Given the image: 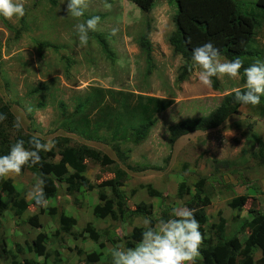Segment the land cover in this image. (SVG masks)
I'll use <instances>...</instances> for the list:
<instances>
[{"label": "rangeland", "instance_id": "374dc122", "mask_svg": "<svg viewBox=\"0 0 264 264\" xmlns=\"http://www.w3.org/2000/svg\"><path fill=\"white\" fill-rule=\"evenodd\" d=\"M237 1L247 10L258 0ZM22 2L25 7L23 17H0V108L9 107L14 116L11 123L3 120L0 123L12 134L17 129L14 124L19 120V129L24 134H33L45 142L66 137L65 129L71 127L82 134V137L81 134L70 135L71 145L85 143L108 152L113 158L108 147L86 138L95 136L113 141L116 136L126 151L128 165L160 170L141 174L127 172L120 187L126 208L136 210L144 203L152 209L149 216L125 213L120 222L98 220L93 215L98 194L102 191L98 186L104 179L112 177L106 167L89 163L85 175L96 184L91 192L83 189L68 195L65 183L57 186L53 178H46L43 185L47 198L45 207L36 206L27 195L39 178L27 166L19 175L0 177V184L1 178L11 180L29 203L27 210L17 216L11 202L3 195L10 209L0 219L2 264H20L22 260L34 264H84L78 249L84 253L92 249L102 251L99 264H112V250L121 246L118 238L130 235L135 227L144 230L146 218L155 224L165 216L169 218L173 207L192 209L178 199V187L182 182L193 185L200 177H207L202 197L206 196L210 201L204 206L207 222L200 225L202 236L207 237L210 226L223 217L228 221V236L243 241L250 231L241 233L240 230L251 219V210L264 215V166L257 165L255 159L259 141L264 142V108L246 106L217 129L179 139L171 156L170 126L209 114L219 106L224 95L244 86L240 77L222 76L218 78L220 90L206 87L199 83V68L193 63L189 64L187 79L178 81L185 62L169 43L175 30L176 3L156 0L150 12H143L133 0H83L84 15L72 18L65 11L66 0ZM92 16L100 18L93 34L103 36L112 57L103 52L92 36L86 46L79 44L75 25ZM145 34L152 45L151 74H147L146 56L139 45V39ZM46 42L58 49L40 48L39 43ZM252 47L260 53L258 59L264 60V22L255 30ZM255 60L246 61L251 64ZM84 101V112L74 116L77 103ZM61 104L66 107L65 113ZM149 118H155L156 124L145 140L134 144L129 137L130 126ZM59 160L57 156L56 161ZM148 185L165 194L168 201L163 204L159 198H151L147 193ZM191 188L193 196L195 189ZM104 191L111 194L110 187ZM240 196L247 197V202L238 213L229 207V203ZM74 198L79 199L80 206L73 205ZM49 208H58L77 218V226L71 233L79 235L88 223L95 225L100 233L97 242L92 241L91 233L85 234L84 240L80 236L74 238L64 234L61 236L64 246H60L59 237L55 236L59 229L58 219L56 215L48 214ZM115 226L119 228L117 233ZM39 234L48 237L44 246L50 253L49 258L28 249L27 240L32 243ZM18 243L23 252L13 262L9 251H13L14 244ZM55 252L59 254V262L55 260L58 256ZM254 261L264 264L258 249Z\"/></svg>", "mask_w": 264, "mask_h": 264}, {"label": "trees", "instance_id": "16d2710c", "mask_svg": "<svg viewBox=\"0 0 264 264\" xmlns=\"http://www.w3.org/2000/svg\"><path fill=\"white\" fill-rule=\"evenodd\" d=\"M156 0H133V2L143 11L150 12L155 5ZM177 6V12L174 16L175 30L169 37V43L173 51L180 55L185 64L181 68V73L178 77L179 82H184L190 71L189 64L193 63L191 60L192 49L202 45L203 43L211 40L217 48L221 50L224 58L233 59L239 57L242 61L240 69V81L245 85V78L243 70L250 64L247 59L260 58V53L252 47V42L255 36V30L260 28L264 22V0H258L252 3L250 9L244 10L243 4L237 0H173ZM89 36L97 40L103 52L112 57L106 40L102 35H94L90 31ZM139 45L145 53L148 68L147 74L152 73L153 57L152 45L148 34L143 35L139 39ZM40 48L58 49L51 43H39ZM211 87L213 90H220L219 79L213 77ZM237 91H246L245 87ZM235 92L231 91L224 95L221 103L217 108L209 114L195 118L181 120L168 130V142L171 149V156L174 151L177 141L185 136L196 132H208L210 130L221 127L233 115L238 114L241 110L248 107H261L264 108V96L261 97L260 104L256 106L243 105L235 101ZM86 102H78L73 115L77 116L84 112ZM63 113L66 112L65 105L61 104ZM0 114H3L5 119L4 123H11L14 120L13 113L10 108L3 106L0 108ZM156 124L155 118L143 119L137 124H133L129 129V137L134 144H139L145 140L151 128ZM252 128V126H249ZM14 133H10L8 129L0 123V155H6L10 146L17 140H24L25 147L27 148L28 141L33 134H24L20 129H14ZM66 137H57L52 140V147L47 152H41L40 164L36 166H27V168L35 173L37 177L45 180L46 178H53V182L57 186L65 183L66 193L74 195L81 192L83 189L91 192L95 189L96 184L86 177V172L89 168V163L106 167L109 169L108 173L112 175L109 179H104L99 184V189L102 191L98 194V203L93 209V215L98 220L110 219L115 222H120L124 219L125 213L132 215L144 214L149 216L152 206L141 203L136 210H129L126 208L125 200L122 196L123 182L126 179L127 172L134 174H141L148 170L159 171L160 168L154 167H140L131 166L127 164L128 156L123 149L120 139L116 136L113 141L95 136H87V141L97 142L105 145L113 153L114 158L101 149L93 148L88 144L82 143L78 146L71 145L70 135H80L76 129L71 127L65 129ZM45 142L42 138L36 136ZM82 137V134H81ZM59 156L60 160L57 162L56 157ZM170 156L168 157V162ZM256 163L259 166H264V142L262 140L258 143L257 152L255 153ZM114 164V165H113ZM207 177H200L199 180L194 181L193 185H188L182 182L178 187V199L194 209L196 219L200 225H205L207 222V215L204 206L210 204L209 199L205 195V184ZM191 186L195 189V194L191 195ZM110 187L111 194H107L104 188ZM0 219H3L6 212L10 209L9 202L12 204V210L17 216L21 215L27 210L28 202L24 195L20 194L17 188L13 185L11 180H4L1 178L0 184ZM147 193L151 198H159L161 203L168 201L165 194L153 189L150 185L147 186ZM5 195L9 202L3 200ZM46 195V194H45ZM247 197L240 196L230 201L229 207L236 212H242L246 205ZM73 205L80 206V201L77 198L73 199ZM48 214L56 215L58 219L59 229L56 231V238H58L60 246L63 240L61 236L68 234L74 238H86L85 234H93L92 241L97 242L99 232L96 226L88 223L82 232L78 234L71 233L72 229L77 226L78 220L74 216H68L64 211L58 208H49ZM251 219L245 223L240 232L245 233L249 230L248 236L243 241L230 238L227 234L228 221L220 217L218 223L210 226L208 235L202 236V246H200V257L196 258L194 264H255L254 255L255 250L258 249L264 260V215L257 211L251 210ZM165 220L168 217L165 216ZM116 233L119 230L115 226ZM143 228L135 227L132 233L128 236L119 237L121 248H133L141 239ZM48 237L44 234H39L37 238L30 243L27 240V246L30 252L37 254L40 257L49 258L50 253L44 246ZM116 243V241H111ZM102 248V245H100ZM23 252L21 244H14L13 251H9V256L13 262L19 258L20 253ZM55 260L59 262V254ZM78 254L83 257L84 264H99L103 257L102 251H90L84 253L78 249ZM0 264L2 262L0 261ZM20 264H34L30 260H22Z\"/></svg>", "mask_w": 264, "mask_h": 264}, {"label": "clouds", "instance_id": "9594fccd", "mask_svg": "<svg viewBox=\"0 0 264 264\" xmlns=\"http://www.w3.org/2000/svg\"><path fill=\"white\" fill-rule=\"evenodd\" d=\"M67 16L80 18L84 15L83 0H66ZM25 15L22 0H0V17L5 19L19 18ZM100 18L92 16L83 23H77L75 30L81 46H86L89 32L95 31ZM113 29L112 34L115 35ZM191 60L199 68L198 81L208 87L212 78L227 76L229 79L238 78L242 61L237 56L233 59L224 58L221 50L209 40L192 49ZM246 91L235 92V101L243 105L256 106L264 96V60L257 59L243 70ZM0 114V121L4 120ZM14 127L19 129L17 120ZM25 147L24 140H17L10 146L6 155H0V177L19 175L22 168L40 164V153L47 152L52 146L51 141L41 142L32 136ZM44 180L37 178L28 197L35 205L45 207L47 198L43 189ZM145 228L141 239L133 248L116 247L112 250V264H194L200 255L202 234L200 224L195 217L194 209L186 206L173 207L168 219H161L153 224L148 218L144 220Z\"/></svg>", "mask_w": 264, "mask_h": 264}, {"label": "crops", "instance_id": "0c3cea01", "mask_svg": "<svg viewBox=\"0 0 264 264\" xmlns=\"http://www.w3.org/2000/svg\"><path fill=\"white\" fill-rule=\"evenodd\" d=\"M18 190V189H17ZM93 250H96L97 251V249H92L91 251H93Z\"/></svg>", "mask_w": 264, "mask_h": 264}]
</instances>
